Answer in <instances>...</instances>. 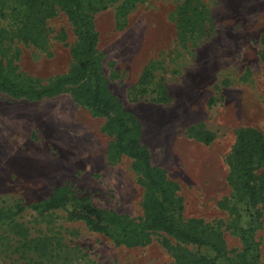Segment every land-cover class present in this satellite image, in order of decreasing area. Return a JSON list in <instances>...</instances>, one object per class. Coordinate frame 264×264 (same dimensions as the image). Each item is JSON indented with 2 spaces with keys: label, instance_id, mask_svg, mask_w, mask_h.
I'll use <instances>...</instances> for the list:
<instances>
[{
  "label": "rangeland",
  "instance_id": "1",
  "mask_svg": "<svg viewBox=\"0 0 264 264\" xmlns=\"http://www.w3.org/2000/svg\"><path fill=\"white\" fill-rule=\"evenodd\" d=\"M101 1L97 48L111 93L141 123L152 164L178 184L179 222L215 226L228 252L224 263H236L244 242L223 201L233 192L237 130L264 134V0H140L122 17L123 0ZM25 12L15 0L0 2V60L11 74L48 83L73 66L78 35L59 6L35 25L25 24ZM113 139L106 119L70 92L40 100L0 92V209L25 206L0 221V264H186L216 254L161 232L143 246L118 245L67 219L64 209L41 215L30 208L70 182L99 208L143 218L146 187L131 158H110ZM258 207L264 264V204Z\"/></svg>",
  "mask_w": 264,
  "mask_h": 264
},
{
  "label": "trees",
  "instance_id": "2",
  "mask_svg": "<svg viewBox=\"0 0 264 264\" xmlns=\"http://www.w3.org/2000/svg\"><path fill=\"white\" fill-rule=\"evenodd\" d=\"M6 0H0L4 2ZM25 6L24 22L37 24L54 15L59 6L66 13L78 35L79 44L71 49L73 66L67 73L57 75L48 83L23 74H11L0 60V92L14 98L40 100L45 97L70 92L73 98L93 113L106 119V129L113 135L110 158L125 155L133 160L141 182L146 187L143 203L144 217L135 220L126 214L99 208L91 199L78 192L70 182L54 187L51 194L30 204L38 214L64 209L69 220H82L91 230L105 233L116 244L127 247L148 244L152 235L161 232L177 240L210 247L213 256L201 255L186 264H225L228 253L222 233L214 226L201 227L190 220L181 224L175 214L178 184L170 180L165 170L152 164L151 154L141 142L142 125L136 115L126 109L111 93L101 69L98 52L99 32L94 14L106 7L101 0H15ZM140 0H123L118 7V17L127 16ZM146 70L141 79L150 76ZM200 138L211 143L213 135L202 130ZM228 181L233 188L224 204L230 211L233 230L244 242L240 258L233 264H260L259 243L255 231L261 225L264 204V134L254 127H241L236 132V142L229 160ZM22 204L16 209H0V221L21 214ZM166 245L169 239L165 237ZM222 258V262L220 259Z\"/></svg>",
  "mask_w": 264,
  "mask_h": 264
}]
</instances>
